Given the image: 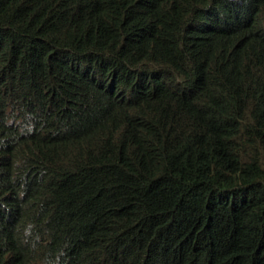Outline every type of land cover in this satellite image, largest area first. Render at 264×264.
Segmentation results:
<instances>
[{"label":"trees","instance_id":"1","mask_svg":"<svg viewBox=\"0 0 264 264\" xmlns=\"http://www.w3.org/2000/svg\"><path fill=\"white\" fill-rule=\"evenodd\" d=\"M0 264H264V0H0Z\"/></svg>","mask_w":264,"mask_h":264}]
</instances>
